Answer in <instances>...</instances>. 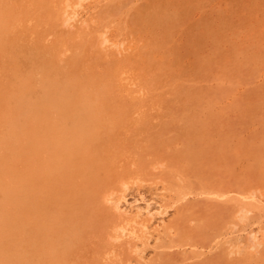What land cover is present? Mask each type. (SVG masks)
Listing matches in <instances>:
<instances>
[{
    "label": "rangeland",
    "instance_id": "1",
    "mask_svg": "<svg viewBox=\"0 0 264 264\" xmlns=\"http://www.w3.org/2000/svg\"><path fill=\"white\" fill-rule=\"evenodd\" d=\"M68 1L73 6L79 5L67 11L69 15L77 12V21L71 24L66 22ZM93 1L0 0V93L4 88L0 94V127L3 126L0 128V154H3L0 155V169L3 171L0 170V189H7V193L2 189L0 191V240L4 238L0 241V259L5 255L2 259L4 263L1 260L0 263L264 264V238L261 248H250L251 235L264 236V0ZM181 47H185V51ZM198 59L200 61L197 63ZM19 77H23V80L17 79ZM28 80L32 84L30 82L29 89H25ZM20 90L22 92L18 94ZM64 91L65 95H62ZM13 92L15 94H10ZM18 95L20 98L22 95L21 102L20 98L17 99ZM62 96L68 98L66 103ZM59 98L64 100H60L64 106L58 105ZM73 98H77L75 103ZM51 100L55 105L49 103ZM32 101L37 102L33 105ZM40 102L46 103L41 106ZM29 103L35 106L34 110L28 108ZM46 105L53 106L50 108ZM59 106L63 107V111L67 106L65 114ZM48 107L50 117L45 113ZM73 107H76L74 112L78 111L76 119V114L71 112ZM35 108L43 109H39L42 110L39 112ZM18 109L21 111L18 112ZM57 110L61 112H54ZM31 111L35 114L32 115ZM23 118L28 119V123ZM19 119L22 120L21 124ZM11 120L18 122L17 126L13 124L15 128L10 126ZM50 120L54 123H50ZM25 123L30 127H26ZM18 125L22 129V125L25 126L28 132H25V128L24 131L18 128ZM13 132L20 137L17 138ZM3 133L7 136L3 137L6 135ZM74 133L77 138L71 136ZM8 135L11 137L8 138ZM18 139L25 142L20 144ZM20 145L22 148H19ZM14 147L22 150V153H17ZM3 148L6 151H2ZM65 159L68 161L63 165ZM38 165H41L40 168ZM13 167L16 169L13 170ZM45 183L46 186H43ZM68 183L74 190L68 189ZM58 184L66 187H59ZM27 189L35 194L32 196L35 200ZM59 193L63 197L55 198ZM26 194H30V198ZM140 194L158 201L166 210V213L159 215L160 219L149 223L151 235L143 232V225L148 222L145 216L136 217L135 212L122 215L117 210L125 197L134 201ZM52 195L55 202L50 198ZM78 195H82V199ZM70 196L80 200L76 203L75 200L71 201ZM64 197H67L66 200ZM49 198V206L53 209L42 205L44 201L41 199H45L47 203L44 204L48 205ZM28 203L30 209H27ZM230 203L234 205L229 206ZM13 204L14 210L11 209ZM59 206H62V210H58L61 209ZM17 208L20 210L17 211ZM242 209L249 213H241ZM61 211L67 212L66 216ZM8 215L14 221L10 216L9 220ZM4 219L5 222L10 221L9 227L4 224ZM18 223L21 225L20 231L27 228L32 234L27 235L28 231L25 230L27 233L21 231L24 233L22 235ZM23 223L27 224L24 226ZM2 224L5 225L3 230ZM38 225L39 230L45 228L41 232L46 231V237L38 230ZM31 227L32 230L29 229ZM13 233L19 236L15 237ZM2 243L8 244L4 246Z\"/></svg>",
    "mask_w": 264,
    "mask_h": 264
},
{
    "label": "bare ground",
    "instance_id": "2",
    "mask_svg": "<svg viewBox=\"0 0 264 264\" xmlns=\"http://www.w3.org/2000/svg\"><path fill=\"white\" fill-rule=\"evenodd\" d=\"M92 1H93V0H92ZM106 1H107V0H106ZM108 1H109V0H108ZM131 1H132V0H131ZM141 1H143V0H141ZM252 1H253V0H252ZM93 2H94V1H93ZM145 2H146V1H145ZM152 2H153V1H152ZM154 2H155V1H154ZM263 2H264V1H263ZM123 3H124V2H123ZM140 3H141V2H140ZM251 3H252V2H251ZM2 4H3V3H2ZM109 4H111V3H109ZM119 4H120V3H119ZM89 5H90V4H89ZM101 5H102V4H101ZM103 5H104V4H103ZM123 5H124V4H123ZM174 5H175V4H174ZM4 6H5V4H4ZM91 6H92V5H91ZM93 6H94V5H93ZM106 6H107V5H106ZM124 6H126V5H124ZM189 6H190V5H189ZM2 7H3V6H2ZM75 7H79V5H75V6H73L72 3H71V1H68L67 4H66V13H67V11H68L69 9H74ZM99 7H100V6H99ZM129 7H130V6H129ZM129 7H128V8H129ZM133 7H134V6H133ZM118 8H119V7H118ZM216 8H219V7L217 6ZM103 9H104V8H103ZM103 9H102V10H103ZM156 9H158V8H156ZM77 10H78V9H77ZM85 10H86V9H85ZM88 10H89V9H88ZM168 10H169V9H168ZM261 10H262V9H261ZM208 11H209V10H208ZM262 11H263V10H262ZM4 12H5V11H4ZM92 12H93V11H92ZM123 12H124V8H123ZM197 12H198V11H197ZM159 13H161V10H160ZM79 14H80V13H79ZM81 14H82V13H81ZM209 14H210V13H209ZM123 15H124V14H123ZM263 15H264V13H263ZM80 16H81V15H80ZM164 16H165V15H164ZM148 17H149V16H148ZM261 17H262V16H261ZM12 18H13V17H12ZM83 19H84V18H83ZM147 19H148V18H147ZM150 19H151V18H150ZM171 20H172V18H171ZM75 21H77V12L74 11V12H73L72 14H70V15L67 13L66 22H68V23L71 24V23H73V22H75ZM80 21H81V20H80ZM106 21H107V20H106ZM145 21H147V20H145ZM151 21H152V20H151ZM170 22H171V21H170ZM256 22H257V21H256ZM172 23H174V21H173ZM182 23H183V22H182ZM93 24H94V23H93ZM175 24H176V23H175ZM181 25H182V24H181ZM126 26H128V25H126ZM145 26H146V25H145ZM170 26H171V25H170ZM182 26H183V25H182ZM173 27H174V24H173ZM8 28H9V26H8ZM0 29H1V28H0ZM112 30H113V29H112ZM159 30H161V29H159ZM177 30H178V29H177ZM216 30H217V29H216ZM178 31H179V30H178ZM6 32H7V31H6ZM6 32H5V33H6ZM112 32H113V31H112ZM112 32H111V33H112ZM164 32H165V31H164ZM124 33H125V32H124ZM1 34H2V33H1ZM165 34H166V32H165ZM147 35H148V34H147ZM188 35H189V34H188ZM0 36H1V35H0ZM138 37H139V35H138ZM186 37H187V36H186ZM106 39H107V41L109 42V39H108V38H106ZM176 39H177V38H176ZM189 40H190V39H189ZM183 41H184V40H183ZM169 42H170V41H169ZM182 43H183V42H182ZM126 44H127V43H126ZM126 44H124V46H126ZM184 45H185V44H184ZM130 47H131V46H130ZM175 47H176V46H175ZM186 47H187V45H186ZM181 48H183V47H181ZM184 48H185V47H184ZM184 48H183V49H184ZM124 49H126V48H124ZM186 49H187V48H186ZM1 51H2V50H1ZM4 51H5V50H4ZM184 51H185V49H184ZM186 51H187V50H186ZM183 53H184V52H183ZM183 53H182V54H183ZM200 53H201V52H200ZM198 54H199V53H198ZM209 54H210V53H209ZM43 56H44V59H45V55H43ZM184 56H185V55H184ZM184 56H183V57H184ZM193 57H194V56H193ZM239 58H240V57H239ZM188 59H189V58H188ZM201 59H203V58L201 57ZM12 60H14V58H13ZM192 60H193V59H192ZM194 60H195V58H194ZM43 61H44V60H43ZM198 61H200V60L198 59L196 62L198 63ZM210 61H211V60H210ZM185 62H186V61H185ZM193 62H195V61H193ZM101 64H103V63H101ZM101 64H100V65H101ZM190 65H193V63H191ZM196 66H197V65H196ZM100 67H101V66H100ZM192 67H193V66H192ZM190 68H191V67H190ZM10 69H11V68H10ZM10 69H9V70H10ZM96 69H97V68H96ZM193 69H194V68H193ZM102 71H103V70H102ZM183 71H184V70H183ZM193 71H194V70H193ZM195 72H196V71H195ZM198 72H199V71H198ZM198 72H197V73H198ZM32 73H34V72H32ZM100 73H101V72H100ZM200 73H201V72H200ZM51 74H52V73H51ZM23 75H24V74H23ZM8 76H9V75H8ZM12 76H14V75H12ZM12 76H11V77H12ZM17 76H18V75H17ZM19 76H20V75H19ZM250 76H251V75H250ZM13 78H14V77H13ZM15 78H16V76H15ZM21 78H23V77H21ZM21 78L19 77V78H17V79H20V81H21V80H23V79H21ZM252 78H253V77H252ZM256 78H257V77H256ZM43 79L45 80V78H43ZM47 79H48V78H47ZM3 80H4V78H3ZM15 80H16V79H15ZM26 80H27V79H26ZM48 80H49V79H48ZM243 80H244V79H243ZM11 81H12V80H11ZM18 81H19V80H18ZM28 81H29V80H28ZM40 81H42V80H40ZM46 81H47V80H46ZM55 81H56V80H55ZM76 81H77V80H76ZM245 81H246V80H245ZM254 81H255V79H254ZM0 82H1V81H0ZM4 82L6 83V81H4ZM4 82H3V84H5ZM30 82H31V84H32V81H29V84L27 83L28 85H27V87H25V89L28 88V86L30 87V85H31ZM42 82H44V81H42ZM243 82H244V81H243ZM16 83H17V81H16ZM48 83H49V81H48ZM51 83H52V82H51ZM77 83L79 84V82H77ZM7 84H8V81H7ZM10 84H11V83H10ZM10 84H9V85H10ZM17 84H19V82H18ZM17 84H16V85H17ZM24 84H25V83H24ZM24 84H23V86H24ZM12 85H14V84L12 83ZM44 85H46V84H44ZM50 85H51V84H50ZM6 86H7V85H6ZM14 86H15V85H14ZM46 86H47V85H46ZM0 87H1V86H0ZM3 87H5V86H3ZM7 87H8V86H7ZM15 87H16V86H15ZM37 87H38V86H37ZM41 87H42V86H41ZM41 87H40V88H41ZM47 87H48V86H47ZM8 88H9V87H8ZM8 88L5 89V92H6V90H7ZM13 88H14V87H13ZM16 88H17V87H16ZM18 88L20 89V86H19ZM43 88H45V86H44ZM58 88H59V87H58ZM3 89H4V88H3ZM3 89H2V91L4 92ZM28 89H29V88H28ZM28 89H27V90H28ZM47 89H48V88H47ZM60 89H62V88H60ZM241 89H242V88H241ZM17 90H18V89H17ZM17 90H16V91L13 90V91L17 92ZM21 90H22V89H21ZM21 90L19 91L18 94H20V93L22 92ZM23 90H24V89H23ZM27 90H26L25 93H27ZM30 90H31V89H30ZM34 90H36V89H34ZM50 90H51V89H50ZM54 90H55V88H54ZM58 90H59V89H58ZM62 90H63V89H62ZM68 90H69V89H68ZM245 90H246V89H245ZM2 91H1V93H2ZM28 91H29V90H28ZM56 91H57V90H56ZM9 92H10V91H9ZM9 92H8V93H9ZM34 92H35V91H34ZM46 92H48V91H46ZM46 92H44V93H46ZM49 92H50V91H49ZM58 92H59V91H58ZM58 92H56V94H57ZM60 92H61V90H60ZM60 92H59V95H60ZM66 92H67V91H66ZM241 92H242V91H241ZM243 92H244V90H243ZM246 92H247V91H246ZM1 93H0V94H1ZM25 93H24V97H25ZM37 93H39V92L37 91ZM37 93H36V95H37ZM41 93H42V89H41ZM52 93H53V91H52ZM250 93H251V92H250ZM10 94L13 95V94H15V93L13 92V93H10ZM32 94H33V92L31 93V95H32ZM50 94H51V93H50ZM50 94H49V95H50ZM67 94H68V93H67ZM67 94H66V95H67ZM69 94H70V93H69ZM69 94H68V97L71 98V96H69ZM71 94H72V93H71ZM4 95H5V94H4ZM41 95H42V94H41ZM44 95H45V94H44ZM59 95H58V97H59ZM62 95H65V91H64V93H63ZM242 95H243V93H242ZM10 96H11V95H10ZM15 96L17 97V94H16ZM29 96H30V95H29ZM39 96H40V95H39ZM39 96H38V97H39ZM46 96H47V95H46ZM46 96H45V97H46ZM51 96H52V94H51ZM54 96H55V98L57 99V96H56V95H54ZM0 97H2V95H1ZM4 97H5V96H4ZM27 97H28V96H27ZM34 97H37V96H34ZM62 97H64V96H62ZM13 98H14V96H13ZM19 98H20V97H19V95H18V98H17V99H19ZM21 98H22V95H21ZM21 98L19 99L20 102H21ZM55 98H54V99H55ZM64 98H65V97H64ZM29 99H30V98H29ZM31 99H33V98L31 97ZM40 99H41V101H42V98H39V101H40ZM50 99H52V98H50ZM62 99H63V98H62ZM67 99H68L67 97L64 99V100H66L65 103L67 102ZM73 99H74V98H73ZM75 99L77 100V98H75ZM75 99H74V103H75V101H76ZM3 100H4V98H3ZM3 100H2V101H3ZM13 100H14V99H13ZM15 100H16V99H15ZM36 100H37V98H36ZM43 100H45L44 97H43ZM46 100H49V99H46ZM52 100H53V99H52ZM52 100H51V102H49V103H52L53 105H55V104L52 102ZM60 100H61V99L59 98V100H57V101L59 102ZM64 100H61V101H64ZM16 101H18V100H16ZM16 101H15V102H16ZM26 101H27V100H26ZM30 101H31V100H30ZM49 101H50V100H49ZM55 101H56V100H55ZM57 101H56V103H58ZM61 101L59 102L58 105L61 104V106H64V103H63V102L61 103ZM71 101L73 102V100H71ZM4 102H5V101H3V103H4ZM12 102H13V101H12ZM12 102H11V103H12ZM36 102H37V101H36ZM36 102H34V103H36ZM72 102H71V103H72ZM80 102H81V101H80ZM11 103H10V107H12ZM17 103H18V102H17ZM26 103H28V102H26ZM34 103H33V101H32L31 104L34 105ZM42 103L45 104L46 102H42ZM42 103L40 102V105H41V106H42ZM69 103H70V102H69ZM69 103H67V104H69ZM0 104H1V102H0ZM19 104H20V103H19ZM22 104H24V103H22ZM62 104H63V105H62ZM27 105H28V104H27ZM29 105H30V103H29ZM33 105H30L28 108L31 107V108L34 110V107H35V106L32 107ZM53 105H51V107H52ZM58 105H57V106H58ZM79 105H80V104H79ZM3 106L5 107V104H4ZM3 106H2V107H3ZM16 106H17V105H16ZM16 106H14V108H15ZM20 106H21V104H20ZM41 106H40V107H41ZM46 106H49V105H46ZM46 106H45V107H46ZM61 106H59V108L62 110L63 107H61ZM74 106H76V105H74ZM80 106H81V105H80ZM83 106H84V105H83ZM17 107L19 108V105H18ZM49 107H50V106H49ZM49 107H48V109L45 108V109H47V110H45V111H46L45 113H47V111L49 112ZM51 107H50V108H51ZM70 107H71V105L69 106V108H70ZM76 107H78V105H77ZM76 107H73V109H72L73 111H71V112H73V113L76 114V112H78L77 110L74 112V108H76ZM6 108H8V107H6ZM21 108H22V106H21ZM23 108H24V107H23ZM23 108H22V109H23ZM26 108H27V107H26ZM43 108H44V107H43ZM43 108H39V109H43ZM56 108H57V107H56ZM59 108H57V109H59ZM66 108H67V106H66ZM66 108H65V111H63L64 109L62 110V113L64 112V114H65V112H66ZM9 109H10V108H9ZM35 109H36V108H35ZM37 109H38V108H37ZM37 109H36L35 111H37ZM39 109H38L39 112L42 111V110H39ZM60 109H59V110H60ZM81 109H82V108H81ZM81 109H79V110H81ZM11 110H12V109H11ZM13 110H14V109H13ZM59 110L54 111V112H58V114H59V112H61V111H59ZM68 110H69V109H68ZM19 111H21V109H18V112H19ZM26 111H27V110H26ZM0 112H1V111H0ZM12 112H13V111H12ZM14 112H15V111H14ZM50 112H52V111H50ZM67 112H68V114H69V111H67ZM80 112H81V111H79V113H80ZM83 112H84V111H83ZM3 113H4V112H3ZM15 113H16V112H15ZM22 113H23V112H22ZM22 113L20 112V114H22ZM33 113L35 114V112H33ZM33 113H32V111H31V114H32V115H33ZM11 114H12V113H11ZM11 114H10V115H11ZM16 114H17V113H16ZM20 114H19V115H20ZM26 114H27V113H26ZM31 114H30V115H31ZM40 114H42V113H40ZM47 114H48V113H47ZM53 114H54V113H53ZM71 114H72V113H71ZM71 114H69V115L71 116ZM75 114H74V115H75ZM80 114H81V113H80ZM80 114H78V116H79ZM42 115H43V114H42ZM51 115H52V113H51ZM56 115H57V113H56ZM66 115H67V114H66ZM82 115H83V114H81V116H82ZM84 115H85V114H84ZM5 116H6V115H5ZM8 116H9V115H8ZM14 116H18V115H14ZM14 116H13V117H14ZM45 116H46V114H45ZM47 116L50 117L49 114H48ZM54 116H55V115H54ZM54 116H52V117H54ZM60 116H61V115H60ZM62 116H63V115H62ZM67 116H68V115H67ZM76 116H77V114L75 115V119H76ZM81 116H80V118H81ZM86 116H89V115H86ZM91 116H92V114H91ZM91 116H90V119L92 118ZM95 116H96V114H95ZM25 117H27V116H25ZM29 117H30V116H29ZM49 117H47V118L49 119ZM56 117H57V116H56ZM63 117H65V116H63ZM71 117H73V115H72ZM71 117H70V119H72ZM8 118H9V117H8ZM19 118H20V117H19ZM36 118H37V117H36ZM40 118H41V116H40ZM40 118H37V119H40ZM83 118H84V117H83ZM83 118H82V119H83ZM94 118H95V117H94ZM98 118H99V116H98ZM6 119H7V118H6ZM12 119H13V118H12ZM14 119H15V117H14ZM17 119H18V118H17ZM23 119H24V118H23ZM29 119H32V117H30ZM33 119H34V117H33ZM37 119H35V120L37 121ZM48 119H47V120H48ZM50 119H51V118H50ZM52 119H53V118H52ZM65 119H66V118H65ZM84 119H85V118H84ZM0 120H1V119H0ZM24 120H25V119H24ZM26 120H27V121H26ZM26 120H25V121L28 123V119H26ZM41 120H42V119H41ZM6 121H7V120H6ZM8 121H10V120H8ZM39 121H40V120H39ZM48 121H49V120H48ZM48 121H47V123H48ZM54 121H55V119H54ZM1 122H2V120H1ZM11 122H12V120H11ZM18 122H20V124H21L22 120L20 121V119H19ZM18 122H15V123L12 122V125H10V126H13V124H16V126H17ZM42 122H44V121H42ZM42 122H41V125H43ZM65 122H66V121H65ZM76 122H77V120H76ZM86 122H87V121H86ZM6 123H7V122H6ZM6 123H5V124H6ZM8 123H9V122H8ZM47 123H46V120H45V126L48 125ZM50 123H54V122H51V120H50ZM50 123H49V125H50ZM59 123H61V122H59ZM59 123H58V124H59ZM69 123L72 124L71 122H69ZM73 123H74V121H73ZM77 123H78V122H77ZM87 123H88V122H87ZM87 123H86V124H87ZM99 123H100V121H99ZM99 123H98V124H99ZM25 124H26V123H25ZM37 124H39V122H37L36 125H37ZM81 124H82V123H81ZM83 124H84V123H83ZM86 124H84V125H86ZM88 124H89V123H88ZM90 124H91V123H90ZM95 124H96V123H95ZM95 124H94V125H95ZM101 124H102V123H101ZM187 124H188V123H187ZM2 125H3V124H2ZM7 125H8V124H7ZM27 125H28V124H26V127H27ZM31 125H32V124H31ZM64 125H65V123H64ZM64 125H61V126L64 127ZM104 125H105V124H104ZM183 125H184V124H183ZM5 126H6V125H5ZM28 126H29V125H28ZM37 126H38V125H37ZM50 126H51V125H50ZM50 126H49V127H50ZM56 126H57V125H56ZM76 126H77V125H76ZM79 126H81V125H79ZM79 126H78V127H79ZM90 126H91V125H89V127H90ZM96 126H98V125L96 124ZM189 126H190V125H189ZM2 127H3V126H2ZM2 127H0V128H2ZM6 127H9V126H6ZM13 127H14V126H13ZM13 127H12V128H13ZM22 127L25 128V126H23V125H22ZM29 127H30V126H29ZM32 127H33V126H32ZM43 127H44V125H43ZM47 127H48V126H47ZM51 127H52V126H51ZM51 127H50V128H51ZM72 127H75V126L73 125ZM85 127H88V126H85ZM89 127H88V128H89ZM187 127H188V126H187ZM14 128H15V127H14ZM18 128H20L19 125H18ZM24 128H23V129H24ZM52 128H53V127H52ZM61 128H62V127H61ZM69 128H70V127H69ZM76 128H77V127H76ZM81 128H82V126H81ZM90 128H91V127H90ZM98 128H99V127H98ZM5 129H6V128H5ZM7 129H9V128H7ZM10 129H11V127H10ZM20 129H22V128H20ZM23 129H22V130H23ZM30 129H32V128H30ZM83 129H84V131L88 132V129H86V128H84V127H83ZM85 129H86V130H85ZM103 129H104V128H103ZM103 129H101V130H103ZM11 130H12V129H11ZM27 130H28V129H27ZM27 130H26V128H25V132H26V133L28 132ZM32 130H33V129H32ZM32 130H31V132H33ZM42 130H43V129H42ZM60 130H61V129H60ZM72 130H74V128H73ZM80 130H81V129H80ZM90 130H91V129H90ZM5 131H6V130H5ZM16 131H17V130H16ZM23 131H24V130H23ZM35 131H37V130H35ZM50 131H51V130H50ZM52 131H56V130H55V129H54V130L52 129ZM77 131H78V129H77ZM19 132H20V130H19L17 133H16V132H15V133L18 134ZM25 132H24V133H25ZM57 132H58V131H57ZM75 132H76V129H75ZM78 132H79V131H78ZM86 132H85V133H86ZM102 132H103V131H102ZM106 132H107V131H106ZM7 133H8V132H7ZM13 133H14V132H13ZM15 133H14V135H15ZM61 133H62V132H61ZM71 133H72V132H71ZM85 133H83V137H85V136H84ZM88 133H89V132H88ZM100 133H101V132H100ZM0 134H1V132H0ZM3 134H6V133H3ZM22 134H23V133H22ZM62 134H64V133H62ZM74 134H75V133H74ZM240 134H241V133H240ZM11 135L14 136L13 134H11ZM11 135H10V137H11ZM18 135H19V134H18ZM28 135H29V133H28ZM80 135H81V134H80ZM87 135H88V134H87ZM87 135H86V137L88 138ZM2 136H3V137H4V136H7V134H6V135H2ZM15 136H16V135H15ZM15 136H14V137H15ZM58 136H60V135H58ZM65 136H66V135H65ZM71 136H74V137H75L76 134H75V135H71ZM81 136H82V135H81ZM10 137H9V135H8V138H10ZM16 137L19 138L20 136H16ZM21 137H23V136H21ZM24 137H25V135H24ZM40 137H41V135H40ZM83 137H82V139H83ZM0 138L2 139L1 135H0ZM17 138H16V139H17ZM56 138H57V137H56ZM75 138H77V137H75ZM87 138H85V139H87ZM22 139H23V138H22ZM30 139H31V138H30ZM30 139H29V140H30ZM43 139H44V138H43ZM47 139H48V138H47ZM9 140H10V139H9ZM9 140H8V141H9ZM13 140H14V139H13ZM23 140H24V139H23ZM23 140H22V141L20 140V141H21V142H20L19 139H18L17 141H19L20 144H22V142H23V143L25 142V141H23ZM69 140H70V139H69ZM75 140H76V139H75ZM0 141H1V140H0ZM10 141H11V140H10ZM10 141H9V143H10ZM17 141H16V142H17ZM32 141H33V140H32ZM83 141H84V140H83ZM4 142H5V140H4ZM4 142H3V143H4ZM19 142H18V143H19ZM61 142H62V141H61ZM65 142H66V141H65ZM76 142H77V141H76ZM76 142H75V143H76ZM86 142H87V141H86ZM90 142H91V140H90ZM0 143H1V142H0ZM13 143H14V142H13ZM63 143H64V142H63ZM67 143H68V142H67ZM78 143H79V142H78ZM4 144H5V143H4ZM15 144H16V143H15ZM28 144H29V143H28ZM30 144H32V143L30 142ZM79 144H80V143H79ZM5 145H6V144H5ZM16 145H17V144H16ZM16 145H15V146H16ZM26 145H27V143H26ZM26 145H25V146H26ZM68 145H69V143H68ZM71 145H72V144H71ZM2 146H3V145H2ZM6 146L8 147V145H6ZM13 146H14V145H13ZM18 146H19V145H18ZM18 146H16V147H18ZM21 146H22V145H20L19 148H22ZM25 146H23V148H24ZM33 146H34V143H33ZM39 146H40V145H39ZM41 146H42V145H41ZM73 146H74V145H73ZM76 146H78V145H76ZM79 146H80V145H79ZM3 147H4V146H3ZM7 147H5V149H6ZM9 147L11 148L12 146L9 145ZM29 147L31 148L32 146L29 145ZM29 147H27V148L29 149ZM37 147H38V145H37ZM55 147H56V146H55ZM69 147H70V146H69ZM100 147H101V146H100ZM12 148H13V147H12ZM27 148H26V149H27ZM32 148H33V147H32ZM32 148H31V149H32ZM72 148H73V147H72ZM5 149L3 148L2 151H4ZM14 149H16V148L14 147ZM14 149H13V150H14ZM70 149H71V147H70ZM10 150H11V149H10ZM13 150H12V151H13ZM16 150H18L17 153H19V151L22 153V150H19V149H16ZM16 150H15V152H16ZM34 150H35V149H34ZM5 151H6V150H5ZM24 151H25V150H24ZM24 151H23V152H24ZM43 151H44V150H43ZM43 151H42V152H43ZM77 151H78V150H77ZM98 151H101V150H98ZM200 151H201V150H200ZM7 152H10V151H7ZM15 152H14V153H15ZM25 152H26V151H25ZM30 152H31V151H30ZM101 152H102V151H101ZM191 152H192V151H191ZM5 153H6V152H5ZM68 153H69V152H68ZM73 153H74V152H73ZM78 153H79V152H78ZM35 154H36V153H35ZM0 155H1V154H0ZM2 155H3V154H2ZM2 155H1V156H2ZM16 155H17V154H16ZM23 155H24V154H23ZM29 155H32V154H29ZM189 155H190V154H189ZM207 155H208V154H207ZM6 156L10 157L9 155H6ZM17 156H18V155H17ZM44 156H45V155H44ZM50 156H52V155H50ZM195 156H197V155H195ZM200 156H202V155H200ZM205 156H206V155H205ZM18 157H19V156H18ZM24 157H25V156H24ZM33 157H34V156H33ZM47 157H48V156H47ZM47 157H46V158H47ZM188 157H190V156H188ZM193 157H194V156H193ZM198 157H199V156H198ZM207 157H208V156H207ZM2 158H3V157H2ZM6 158H7V157H6ZM25 158H26V157H25ZM27 158H28V157H27ZM27 158H26V159H27ZM54 158H55V157H54ZM63 158H64V156L62 157V159H63ZM201 158H202V157H201ZM11 159H12V158H11ZM17 159H18V158H17ZM43 159H44V158H43ZM68 159H71V158H68ZM198 159H199V158H198ZM2 160H3V159H2ZM4 160H5V158H4ZM14 160H16V159H14ZM50 160H51V159H50ZM63 160H64V159H63ZM82 160H83V159H82ZM200 160H201V159H200ZM232 160H233V158H232ZM19 161H20V160H19ZM38 161H39V159H38ZM67 161H68V160H67ZM67 161H66V159H65V162H63V165H64V163L66 164ZM239 161H241V160H239ZM3 162H4V161H3ZM9 162H10V160H9ZM31 162H33V161H31ZM54 162H55V161H54ZM69 162H70V160H69ZM69 162H68V163H69ZM227 162H228V160H227ZM230 162H231V161H230ZM245 162H246V161H245ZM18 163H19V162H18ZM33 163H34V162H33ZM36 163H37V162H36ZM39 163H40V162H39ZM39 163H38V164H39ZM47 163H48V162H47ZM56 163H57V162H56ZM71 163H72V161H71ZM192 163H193V162H192ZM194 163H196V162H194ZM13 164H14V163H13ZM79 164H80V163H79ZM254 164H255V163H254ZM3 165H4V164H3ZM194 165H195V164H194ZM240 165H241V164H240ZM0 166H2V165H0ZM12 166H13V165H12ZM22 166H24V163H23ZM34 166H35V165H34ZM34 166H33V167H34ZM39 166H41V165H38V167H39ZM235 166H236V165H235ZM237 166H238V165H237ZM256 166H257V165H256ZM4 167H5V166H4ZM19 167H20V166H19ZM64 167H65L64 170H66V166H64ZM69 167L71 168V166H69ZM5 168H6V167H5ZM14 168H15V167H13V170H14ZM36 168H37V166H36ZM39 168H40V167H39ZM53 168H54V167H53ZM67 168H68V166H67ZM70 168H69V169H70ZM258 168H259V167H258ZM3 169H4V168H3ZM7 169H8L7 171H9V168H8V167H7ZM15 169H16V168H15ZM244 169H245V168H244ZM250 169H251V168H250ZM252 169H253V168H252ZM255 169H257V168H255ZM0 170H1V169H0ZM11 170H12V169H11ZM13 170H12V171H13ZM33 170H34V169H33ZM56 170H57V169H56ZM58 170H59V169H58ZM64 170H62V171H64ZM215 170H216V169H215ZM1 171H2V170H1ZM66 171H67V170H66ZM68 171H69V170H68ZM70 171H71V169H70ZM245 171L247 172L246 169H245ZM245 171H244V172H245ZM2 172H3V171H2ZM20 172H21V171H20ZM49 172H50V171H49ZM54 172L56 173V171H54ZM237 172H238V170H237ZM244 172H243V173H244ZM251 172H253V171H251ZM10 173H11V172H10ZM15 173H16V172H15ZM179 173H180V172H179ZM229 173H231V172H229ZM249 173H250V171H249ZM2 174H4V173H2ZM17 174H18V173H17ZM59 174H60V173H59ZM66 174H67V173H66ZM68 174H69V173H68ZM241 174H242V173H241ZM241 174H240V175H241ZM12 175H13V174H12ZM44 175H45V174H44ZM56 175H58V174H56ZM232 175H233V174H232ZM26 176H27V175H26ZM54 176H55V175H54ZM62 176H63V175H62ZM65 176H66V175H65ZM251 176H252V175H251ZM14 177H15V175H14ZM16 177H17V176H16ZM16 177H15V178H16ZM58 177H59V176H57V178H58ZM18 178H19V177H18ZM28 178H29V177L27 176L26 179H28ZM54 178H55V177H54ZM57 178H55V179H57ZM62 178H63V180H64V177H62ZM241 178H243V177H241ZM241 178H240V179H241ZM244 178H246V176H245ZM244 178H243V179H244ZM0 179H2V178H0ZM10 179H11V178H10ZM26 179H25V181H27ZM66 179H67V178H66ZM15 180H16V179H15ZM30 180H31V179H30ZM30 180H28V182H29ZM58 180H59V179H58ZM60 180H61V179H60ZM63 180H62V182H63ZM76 180H77V179H76ZM234 180H235V179H234ZM241 180H242V179H241ZM0 181H1V180H0ZM23 181H24V179H23ZM23 181H22V182H23ZM31 181H32V180H31ZM70 181H71V180H70ZM28 182H27V183H28ZM64 182H66V181H64ZM197 182H198V181H197ZM3 183H4V182H3ZM12 183H13V181H12ZM23 183H24V182H23ZM27 183H26V185H27ZM33 183H34V182H33ZM56 183H57V181H56ZM59 183H60V182H59ZM73 183H74V182H73ZM233 183H235V182H233ZM28 184H30V183H28ZM60 184H61V183H60ZM0 185H1V183H0ZM19 185L21 186V183H19ZM19 185H18L17 187H20ZM58 185H59V184H58ZM70 185H74V184H71V183H70ZM188 185H189V184H188ZM1 186H2V185H1ZM7 186H8V185H7ZM27 186H28V185H27ZM37 186H38V185H37ZM43 186H46V183H45V185H43ZM43 186H42V187H43ZM48 186H49V185H48ZM51 186L53 187V185H51ZM60 186H62V185H59V187H60ZM68 186H69V183H68ZM74 186H75V185H74ZM74 186H73V187H74ZM199 186H200V188H201V183H200ZM5 187H6V186H5ZM56 187H57V186H56ZM62 187H66V186H64V184H63ZM6 188H7V187H6ZM14 188H15V187H14ZM21 188H22V186L20 187V189H21ZM27 188H29V187H27ZM31 188L34 189V187H31ZM31 188H30V189H31ZM35 188H36V187H35ZM38 188H39V186H38ZM44 188H45V187H44ZM53 188H54V187H53ZM69 188H71V189H70L71 191L74 190V189H72V187H70V186L68 187V189H69ZM81 188H82V187H81ZM181 188H182V187H181ZM185 188H186V187H185ZM1 189H2V188H1ZM1 189H0V191L3 190V189H2V190H1ZM11 189H12V188H11ZM15 189H16V188H15ZM47 189H48V187H47ZM47 189H44V190L47 191ZM50 189H52V188H50ZM50 189H49V190H50ZM6 190H7V189H6ZM6 190H3V191H5V192L7 193ZM9 190H10V188H9ZM17 190H19V188H18ZM27 190L30 192L29 189H27ZM190 190H192V189H190ZM194 190H195V189H194ZM200 190H201V189H200ZM206 190H207V189H206ZM213 190H214V189H213ZM20 191H21V190H20ZM20 191H19V195H21V194H20ZM33 191H35V189H34ZM46 191H45V192H46ZM63 191H66V189L63 190ZM204 191H205V190H204ZM9 192H10V191H8V193H9ZM13 192H14V191H13ZM15 192H16V194L18 193L17 191H15ZM31 192H32V191H31ZM31 192H30V194H31ZM234 192H235V191H234ZM22 193H23V192H22ZM27 193H28V192H27ZM36 193H37V192H36ZM43 193H44V192H43ZM46 193H48V192H46ZM50 193H51V192H50ZM62 193H63V192H61V195H62ZM191 193H192V192H191ZM220 193H221V192H220ZM0 194H1V192H0ZM12 194H15V193H12ZM30 194H29V195L26 194V197H27V196L29 197ZM33 194H34V193L32 192V195H31L30 197L34 199V197H32ZM38 194H39V193H38ZM44 194H45V193H44ZM44 194H43V195H44ZM212 194H213V193H212ZM4 195H6V194H4ZM4 195H3V196H4ZM19 195H18V197L20 198L21 196H19ZM34 195H35V194H34ZM47 195H48V194H47ZM53 195H54V194H53ZM53 195L50 197L51 199H52ZM56 195H58V194H56ZM64 195H66V194H64ZM233 195H234V194H233ZM233 195H232V196H233ZM252 195H253V194H252ZM10 196H12V195H10ZM36 196H37V195H36ZM49 196H50V194H49ZM59 196H60V193H59L58 197L55 196V198L59 199ZM79 196H80V195H78L77 197H79ZM81 196H82V195H81ZM81 196H80V197H81ZM182 196H183V195H182ZM206 196H207V195H205V197H206ZM211 196H212V195H211ZM229 196H230V195H229ZM232 196H231V197H232ZM7 197L9 198V195H8ZM16 197H17V195H16ZM28 197H27V198H28ZM30 197H29V198H30ZM46 197H48V196H46ZM60 197H63V196H60ZM83 197H84V196H83ZM4 198H5V196H4L2 199H4ZM19 198H18L17 200H19ZM22 198H23V197H22ZM27 198H26V199H27ZM42 198H44V196H43ZM50 198L48 199V200H49V201H48V202H49L48 205H47V204H44V202L47 203V202L45 201V199H44V200L41 199L42 201H44V202L42 203V205H45V207H46V206H49V204L51 203V199H50ZM64 198H65V197H64ZM64 198H63V199H64ZM66 198H67V197H66ZM66 198H65L64 200H66ZM69 198L71 199V201H74V200H75L76 203H78L77 201L80 200L79 198H78V200H77V199H72L71 196H70ZM177 198H178V197H177ZM180 198H181V197H180ZM208 198H210V197H208ZM257 198H258V197H257ZM24 199H25V197H24ZM37 199L40 200L38 197H37ZM46 199H47V198H46ZM57 199H55V200H57ZM81 199H82V197H81ZM170 199H171V198H170ZM172 199H173V198H172ZM213 199H214V198H213ZM253 199H254V198H253ZM258 199H259V198H258ZM5 200H7V199H5ZM5 200H4V201H5ZM20 200H21V198H20ZM34 200H35V199H34ZM34 200H32V199L30 200V199H29V201H33V202H35ZM52 200H53V202H55L54 199H52ZM240 200H241V199H240ZM7 201H8V200H7ZM7 201H6V203H7ZM26 201H28V200H26ZM29 201H28V202H29ZM57 201H59V200H57ZM169 201H170V200H169ZM169 201H168V202H169ZM172 201H173V200H172ZM182 201H183V200H182ZM182 201H181L180 203H182ZM187 201H188V200H187ZM215 201H216V200H215ZM222 201H223V200H222ZM254 201H255V199H254ZM12 202H13V201H12ZM21 202H22V201H21ZM23 202H25V201H23ZM23 202H22V203H23ZM33 202H32V204H33ZM67 202H70V201H68V199H67ZM67 202H65V203L67 204ZM88 202H90V201H88ZM177 202H178V201H177ZM193 202H195V201H193ZM210 202H212V201H210ZM235 202H236V201H235ZM239 202H240V201H239ZM241 202H242V201H241ZM1 203L3 204V201H2ZM17 203H18V202H17ZM22 203H21V204H22ZM26 203H27V202H26ZM26 203H23V204H26ZM35 203H36V202H35ZM35 203H34V204H35ZM65 203H64V205H65ZM70 203H71V202H70ZM216 203H217V202H216ZM228 203H229V202H228ZM14 204H15V203H14ZM14 204L12 205V208H11V209H13V206L17 205V204H15V205H14ZM18 204H19V203H18ZM21 204L19 205L20 207H21ZM28 204H29V203H28ZM57 204H58V203H57ZM62 204H63V203H62ZM62 204H61V205H62ZM159 204H160V203H159L158 201H154L153 199L147 198V196H145L144 194H140L138 198H135V199H134V201H130L127 197H125V198L123 199V201H122L121 203H119V205L117 206V210H118L119 213L122 214V215H128V214H130V213H132V212H135V213H136V217H142V216H145L148 222H147V224H144V225H143V232H144L145 234L151 235L152 232L150 231L149 223H152V222H154V221H157L158 218H159V215H163L164 213H166V210H164L163 207H162V205H161V204L159 205ZM195 204H196V203H195ZM220 204H221V203H220ZM224 204H225V203H224ZM231 204H233V203H230L229 206H231ZM4 205H5V203H4ZM36 205L39 206V204H36ZM36 205H34V206H36ZM42 205H41V207H42ZM52 205H53V204H52ZM55 205H56V204H55ZM55 205H54V208L56 209ZM64 205H62V206H64ZM72 205H73V204H72ZM78 205H79V204H78ZM158 205H159V206H158ZM214 205H215V203H214ZM222 205H223V204H222ZM226 205H227V204H226ZM233 205H234V204H233ZM7 206H9V204H8ZM26 206H27V205H26ZM50 206H51V204H50ZM50 206H49V207H50ZM57 206H58V205H57ZM62 206H61V207H62ZM74 206H75V204H74ZM170 206H171V205H170ZM175 206H176V204H175ZM215 206H216V205H215ZM223 206H224V205H223ZM15 207H18V205L15 206ZM27 207H28L27 209H30V208H29V207H31L30 204H29V206H27ZM59 207H60V206H59ZM59 207H58V208H59ZM61 207H60V208H61ZM65 207H66V206H65ZM65 207H64V208H65ZM75 207H77V206H75ZM173 207H174V206H173ZM209 207H212V206H209ZM5 208H7V207H5ZM5 208H2V209H5ZM32 208H33V206H32ZM32 208H31V209H32ZM42 208H43V207H42ZM50 208L53 209L52 207H50ZM50 208H49V209H50ZM64 208H63V209H64ZM72 208H74V207H72ZM72 208H70L69 210H71ZM219 208H220V206H219ZM225 208H226V207H225ZM225 208H223V209H225ZM231 208H232V207H231ZM21 209L26 210V208H24V207H22ZM35 209H36V208H35ZM35 209H32V210L35 211ZM47 209H48V208H47ZM197 209H198V208H197ZM220 209H221V208H220ZM234 209H235V208H234ZM13 210H14V209H13ZM18 210H20V209L17 208V211H18ZM36 210H37V209H36ZM38 210H40V208H38ZM58 210H62V208H61V209H58ZM65 210H66V208H65ZM69 210H68L67 212H69ZM72 210H73V209H72ZM72 210H71V211H72ZM75 210H76V208H75ZM79 210H80V209H79ZM85 210H86V209H85ZM229 210H231V209L229 208ZM0 211H1V210H0ZM5 211H6V210H5ZM15 211H16V210H15ZM15 211H14V212H15ZM17 211H16V212H17ZM44 211H46V209H45ZM44 211H43V212H44ZM71 211H70V212H71ZM73 211H74V210H73ZM199 211H201V209H200ZM214 211H215V210H214ZM217 211H218V210H217ZM222 211H223V210H222ZM222 211H221V213H222ZM226 211H227V210H226ZM233 211H234V210H233ZM254 211H255V210H254ZM10 212H11V211H9L8 213H10ZM22 212H23V211H22ZM52 212H54V211H52ZM55 212H56V211H55ZM59 212H60V211H59ZM61 212L64 213L65 211H61ZM67 212L64 213L65 215H63V216H66ZM81 212H82V211H81ZM81 212H80V213H81ZM90 212H91V211H90ZM218 212H220V210H219ZM223 212H225V211H223ZM252 212H253V211H252ZM260 212H261V211H260ZM48 213H49V211H48ZM71 213H72V212H71ZM71 213H70L69 215H72V214H73V213H72V214H71ZM184 213H185V212H184ZM212 213H213V212H212ZM232 213H233V212H232ZM241 213L246 214V213H249V211H248V210H245V209H242V210H241ZM0 214H1V213H0ZM14 214H16V213H14ZM14 214H13V215H14ZM35 214H36V213H35ZM40 214H41V213H40ZM40 214H39V216H41ZM43 214H45V212H44ZM43 214H42V215H43ZM46 214H47V212H46ZM56 214H57V216L59 215V213H55V215H56ZM209 214H210V213H209ZM218 214H219V213H218ZM230 214H231V213H230ZM233 214H234V213H233ZM258 214H259V213H258ZM4 215H5V214H4ZM11 215H12V212H11ZM11 215H8V217H9V216L11 217ZM37 215H38V214H37ZM37 215H36V216H37ZM60 215H61V214H60ZM76 215H77V214H76ZM191 215H192V214H191ZM193 215H194V214H193ZM210 215H211V214H210ZM213 215H215V214H213ZM213 215H211V216H213ZM219 215H220V214H219ZM223 215H224V214H223ZM228 215H229V214H228ZM16 216L19 217V215H16ZM34 216H35V215H34ZM79 216H80V215H79ZM87 216H88V214H87ZM174 216H175V215H174ZM208 216H209V215H208ZM254 216H255V215H254ZM5 217H6V216H4V218H5ZM8 217H6V218H8ZM10 217L8 218L9 220H11ZM22 217H23V215H22ZM81 217H82V216H81ZM84 217H85V216H84ZM182 217H183V216H182ZM193 217H194V216H193ZM195 217H196V216H195ZM216 217H217V216H216ZM258 217H259V216H258ZM260 217H261V216H260ZM0 218H1V216H0ZM11 218H12V217H11ZM14 218H15V215H14ZM52 218H53V217H52ZM60 218H62V217L60 216ZM71 218H72V217H71ZM85 218H87V217H85ZM190 218H191V217H190ZM209 218H210V217H209ZM227 218H228V217H227ZM227 218H226V219H227ZM12 219H13V218H12ZM17 219H18V218H17ZM17 219H15V220H17ZM20 219H21V218H20ZM68 219H69V218H68ZM159 219H160V218H159ZM193 219H194V218H193ZM212 219H213V218H212ZM212 219H211V220H212ZM257 219H258V218H257ZM261 219H262V218H261ZM22 220H23V219H21V221H22ZM31 220H32V218H31ZM34 220L36 221V219H34ZM38 220H39V219H38ZM38 220H37V221H38ZM40 220H42V218H41ZM43 220H44V219H43ZM51 220H52V219H51ZM51 220H50L49 222H51ZM62 220H63V219H62ZM65 220H66V219H65ZM71 220H72V219H71ZM174 220H175V219H174ZM177 220H178V219H177ZM187 220H188V219H187ZM199 220H200V219H199ZM215 220H216V219H215ZM233 220H234V219H233ZM244 220H245V219H244ZM262 220H263V219H262ZM6 221H7V220H6ZM12 221H14V219H13ZM23 221H24V220H23ZM26 221H27V220H26ZM69 221H70V220H69ZM75 221H76V220H75ZM188 221H189V220H188ZM196 221H197V220H196ZM229 221H230V220H229ZM229 221H228V222H229ZM231 221H232V220H231ZM231 221H230V222H231ZM235 221H236V220H235ZM249 221H250V220H249ZM260 221H261V220H260ZM2 222H3V221H2ZM7 222H9V223H7ZM7 222H5V219H4V224H7V227H9L8 225L11 224V223H10V221H7ZM17 222H18V220H17ZM17 222H16V223H17ZM31 222H32V221H31ZM39 222H40V221H39ZM39 222H36V224L39 223ZM49 222L47 221V223L51 225V223H49ZM61 222L63 223V221H61ZM174 222H175V221H174ZM176 222H177V221H176ZM208 222H209V221H208ZM220 222H221V221H220ZM225 222H226V221H225ZM258 222H259V221H258ZM14 223H15V222H14ZM27 223H28V222H27ZM27 223H26V224H27ZM34 223H35V222H34ZM64 223H65V222H64ZM167 223H168V222H167ZM186 223H187V222H186ZM222 223H223V222H222ZM245 223H246V222H245ZM253 223H254V222H253ZM4 224H2V230H3V227H5ZM18 224H19V223H18ZM21 224H22V223H21ZM23 224H24V223H23ZM26 224H24V226H25ZM29 224H31V223H29ZM40 224H42V222H40ZM40 224H39V225H40ZM52 224H53V223H52ZM66 224H68V223L66 222ZM71 224H72V223H71ZM80 224H81V222H80ZM82 224H83V222H82ZM174 224H176V223H174ZM194 224H195V223H194ZM223 224H224V223H223ZM238 224H239V223H238ZM39 225H38V227H37L38 230L40 229V226H39ZM62 225H64V224H62ZM162 225H163V224H162ZM183 225H184V224H183ZM207 225H208V224H207ZM224 225H225V224H224ZM14 226H18V225H17V224H16V225L14 224ZM29 226H32V225H29ZM51 226H52V225H51ZM83 226H84V225H83ZM176 226H177V225H176ZM208 226H209V225H208ZM212 226H213V225H212ZM19 227H21L20 224H19L18 228H19ZM191 227H192V225H191ZM191 227H190V228H191ZM200 227H201V226H200ZM200 227H199V228H200ZM251 227H252V226H251ZM251 227H250V228H251ZM15 228H16V227H15ZM33 228H34V226H33ZM42 228H43V227H42ZM42 228H41V230H42ZM51 228H52V227H51ZM53 228H54V226H53ZM71 228H72V227H71ZM79 228H80V227H79ZM219 228H221V227H219ZM222 228H223V225H222ZM231 228H232V227H231ZM6 229H7V228H6ZM12 229H13V228H12ZM26 229H27V228H26ZM26 229L24 228V230H21V231H25ZM29 229L32 230V227L29 228ZM34 229H35V228H34ZM43 229H45V228H43ZM54 229H55V228H54ZM77 229H78V228H77ZM165 229H166V227H165ZM178 229H179V228H178ZM184 229H185V228H184ZM16 230L18 231L17 228H16ZM36 230H37V229H35L34 231H36ZM41 230H39V231L41 232ZM46 230H47V229H46ZM79 230H80V229H79ZM79 230H78V231H79ZM174 230H175V229H174ZM179 230H180V229H179ZM189 230H190V229H189ZM226 230H228V229H226ZM4 231H5V230H4ZM6 231H7V230H6ZM12 231H13V230H11L10 232H12ZM19 231H20V228H19ZM21 231H20V233H21L22 235H24V233H22ZM26 231H28V230H26ZM26 231H25V233H27ZM39 231H38V232H39ZM43 231H44V230H43ZM175 231H176V230H175ZM181 231H182V230H181ZM181 231H180V236L182 235V234H181ZM190 231H191V230H190ZM190 231H189V233H190ZM234 231H235V230H234ZM243 231H244V230H243ZM243 231H242V232H243ZM7 232H8V231H7ZM10 232H9V233H10ZM14 232H15V230H14ZM29 232H31V231L29 230L28 233H27V235L30 236V234H32V233L29 234ZM40 232H39L38 234H40ZM164 232H165V231H164ZM185 232H187V231H185ZM201 232H202V231H201ZM201 232H200V234H202ZM237 232H238V231H237ZM33 233H34V232H33ZM41 233H43V234H44V237H46V233H47L46 231H45V233H44V232H41ZM191 233H192V232H191ZM222 233H223V232H222ZM245 233H246V232H245ZM3 234H5V233L3 232ZM13 234H14V236H15V233H13ZM21 234H20V236H22ZM34 234H35V233H34ZM34 234H33V237H34ZM36 234H37V232H36ZM43 234H42V235H43ZM203 234H204V233H203ZM225 234H226V233H225ZM247 234H248V233H247ZM40 235H41V234H40ZM42 235H41V236H42ZM204 235H205V234H204ZM204 235H203V236H204ZM1 236H4V235H1ZM10 236H12V234H11ZM17 236H19V235H17ZM17 236H15V237H17ZM25 236H26V235H25ZM188 236H189V235H188ZM199 236H201V235H199ZM206 236H207V235H206ZM217 236H218V235H217ZM232 236H234V235H232ZM235 236H236V235H235ZM245 236H246V235H245ZM4 237H5V236H4ZM55 237H57V236H55ZM171 237H172V236H171ZM186 237H187V235H186ZM207 237H208V236H207ZM21 238H23V237H21ZM26 238H27V237H26ZM167 238H168V237H167ZM209 238H210V236H209ZM211 238H212V237H211ZM211 238H210V239H211ZM213 238H214V237H213ZM215 238H216V237H215ZM230 238L232 239L231 236H230ZM235 238H236V237H235ZM250 238H251V241H252V244H251V247H250L251 249L257 250V249H259V248L262 247V245H263L262 238H264V236H261V238H260L259 236H257L256 234H254V235H251ZM3 239H4V238H3ZM3 239H1V240L3 241ZM17 239H19V237H18ZM39 239H40V238H38V240H39ZM63 239H64V238H63ZM178 239H179V238H178ZM197 239H198V237H197ZM199 239H200V238H199ZM238 239H239V238H238ZM1 240H0V241H1ZM5 240L7 241L6 237H5ZM20 240H21V239H20ZM26 240H27V239H26ZM28 240H29V239H28ZM28 240H27V241H28ZM30 240H31V239H30ZM30 240H29V241H30ZM54 240H55V239H54ZM175 240H176V239H175ZM183 240H184V239H183ZM203 240H204V239H203ZM207 240H208V239H207ZM221 240H222V239H221ZM8 241H10V239H9ZM11 241H12V240H11ZM11 241H10V242H11ZM161 241H162V240H161ZM164 241H166V240H164ZM237 241H238V240H237ZM10 242H9V243H10ZM12 242H13V241H12ZM14 242H15V241H14ZM14 242H13V244L15 245L16 242H15V243H14ZM24 242H25V241H24ZM35 242H37V240H36ZM159 242H160V241H159ZM195 242H196V241H195ZM204 242H205V240H204ZM207 242H208V241H207ZM241 242H242V241H241ZM19 243H20V242H19ZM26 243H27V242H26ZM192 243H193V242H192ZM202 243H203V242H202ZM222 243H223V242H222ZM2 244H3V243H2ZM4 244L6 245V244H8V243H4ZM4 244H3V245H4ZM33 244H34V243H32V245H33ZM40 244H41V243H40ZM135 244H136V243H135ZM216 244H217V243H216ZM0 245H1V243H0ZM5 245H4V246H5ZM10 245H12V244H10ZM176 245H177V244H175V246H176ZM181 245H182V244H181ZM198 245H199V244H198ZM203 245H204V244H203ZM4 246H3V247H4ZM7 246H8V245H7ZM7 246H6L5 248H7ZM140 246H141V245H140ZM178 246H179V245H178ZM206 246H207V245H206ZM212 246H213V245H212ZM11 247H12V249H14L13 246H11ZM11 247H10V248H11ZM17 247H18V246H17ZM17 247H16V248H17ZM65 247H66V246H65ZM166 247H167V246H166ZM176 247H177V246H176ZM187 247H189V246H187ZM187 247H186V248H187ZM191 247H193V246H191ZM22 248H23V247H21V249H22ZM169 248H170V247H169ZM171 248H172V247H171ZM193 248H194V247H193ZM208 248H209V247H208ZM8 249H9V247H8ZM21 249H20V250H21ZM35 249H36V248H35ZM162 249H163V248H162ZM174 249H175V248H174ZM198 249H199V248H198ZM15 250H17V249H15ZM15 250H13V251L16 253ZM20 250H19V253H20ZM36 250H37V249H36ZM40 250H41V249H40ZM201 250H202V249H201ZM201 250H200V251H201ZM211 250H212V249H211ZM202 251H203V250H202ZM220 251L222 252L223 250L221 249ZM5 252H7V251L5 250ZM8 252H9V251H8ZM8 252H7V253H8ZM14 252H13V256H14ZM21 252H22V251H21ZM155 252H156V251H155ZM190 252H191V251H190ZM194 252H195V251H194ZM194 252H193V253H194ZM197 252H198V251H197ZM223 252H224V251H223ZM7 253H6V254H7ZM11 253H12V251H11ZM29 253H31V252L29 251ZM198 253H199V252H198ZM4 254H5V253H4ZM20 254H21V253H20ZM123 254H124V253H123ZM139 254H140V253H139ZM216 254H218V253H216ZM8 255H9V254H8ZM8 255H7V256H8ZM11 255H12V254H11ZM22 255H23V252H22ZM43 255H44V254H43ZM191 255H192V254H191ZM223 255H224V254H223ZM0 256H1V255H0ZM4 256H5V255H4ZM4 256H3V257H4ZM32 256H34V255L32 254ZM76 256H77V255H76ZM209 256H210V255H209ZM215 256L218 257L217 255H215ZM221 256H222V255H221ZM227 256H228V255H227ZM3 257H2V259H4ZM8 257H9V259H10V256H8ZM20 257H21V256H20ZM203 257H204V256H203ZM225 257H226V256H225ZM109 258H110V257H109ZM121 258H122V257H121ZM165 258H166V257H165ZM204 258H205V257H204ZM207 258H208V257H207ZM2 259H0V260L2 261ZM6 259H8V258L6 257ZM6 259H5V260H6ZM9 259H8V260H9ZM22 259H23V257H22ZM168 259H169V258H168ZM194 259H195V258H194ZM211 259H212V258H211ZM218 259H219V257H218ZM230 259H231V258H230ZM18 260H19V259H18ZM34 260H35V258H34ZM162 260H163V259H162ZM175 260H176V259H175ZM198 260H199V259H198ZM198 260H197V261H198ZM204 260H205V259H204ZM6 261H7V260H6ZM172 261H173V260H172ZM178 261H179V260H178ZM183 261H184V260H183ZM199 261H201V260H199ZM205 261H206V260H205ZM2 262H3V261H2ZM2 262H1L0 264H3V263H4V262H3V263H2ZM167 262H168V261H167ZM169 262H170V261H169ZM181 262H182V261H181ZM191 262H192V261H190L189 263H191ZM207 262H208V261H207ZM8 263H9V262H8ZM12 263H13V261H12ZM25 263H26V261H25ZM29 263H30V262H29ZM47 263H48V262H47ZM47 263H46V264H47ZM119 263H120V262H119ZM151 263H152V262H151ZM153 263H154V262H153ZM210 263H212V262L210 261ZM219 263H220V262H219ZM225 263H226V262H225ZM6 264H7V263H6ZM15 264H16V262H15ZM34 264H35V263H34ZM121 264H122V263H121ZM154 264H155V263H154ZM199 264H200V263H199ZM203 264H204V262H203Z\"/></svg>",
    "mask_w": 264,
    "mask_h": 264
}]
</instances>
